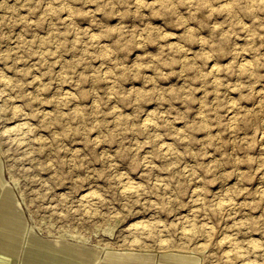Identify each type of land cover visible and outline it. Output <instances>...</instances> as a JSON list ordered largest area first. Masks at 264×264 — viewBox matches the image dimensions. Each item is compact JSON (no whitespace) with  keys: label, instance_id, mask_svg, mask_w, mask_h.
<instances>
[{"label":"rangeland","instance_id":"1","mask_svg":"<svg viewBox=\"0 0 264 264\" xmlns=\"http://www.w3.org/2000/svg\"><path fill=\"white\" fill-rule=\"evenodd\" d=\"M0 76L5 264H264V0H0Z\"/></svg>","mask_w":264,"mask_h":264},{"label":"bare ground","instance_id":"2","mask_svg":"<svg viewBox=\"0 0 264 264\" xmlns=\"http://www.w3.org/2000/svg\"><path fill=\"white\" fill-rule=\"evenodd\" d=\"M223 1V0H222ZM224 3V2H223ZM229 3V2H228ZM231 3H232V1H231ZM230 3V4H231ZM209 5V4H208ZM211 5V4H210ZM226 5V4H225ZM222 7H223V4H222ZM226 7V6H225ZM228 7V6H227ZM209 9V8H208ZM211 9V10H210ZM209 10V13L212 11V9L213 8H210ZM224 9V8H223ZM235 8L233 7V10H234ZM206 10V9H205ZM225 10V9H224ZM229 10V9H228ZM207 11V10H206ZM229 12V11H228ZM225 13H226V11H225ZM233 13V12H232ZM227 14V13H226ZM234 14V13H233ZM231 16V15H230ZM244 26V25H243ZM243 60V59H242ZM246 60V59H245ZM244 61V60H243ZM215 63V62H214ZM239 64V63H238ZM237 64V65H238ZM215 65V64H214ZM248 65L249 64H247V67H248ZM245 66V65H244ZM212 67H214V66H212ZM215 68H213V69H211L212 70V72H214L213 70H214ZM217 69V68H216ZM215 69V70H216ZM247 69V68H246ZM4 76H6V75H4ZM8 77V76H7ZM0 78H1V76H0ZM5 80V79H4ZM4 80H2L1 81V79H0V82H2L3 83V81ZM9 80V79H8ZM7 80V81H8ZM5 82V81H4ZM5 83H7V82H5ZM8 84H9V82H8ZM3 85V84H2ZM7 85V84H6ZM5 86V85H4ZM3 86V87H4ZM117 112V111H116ZM203 111H202V109H201V111H200V114L202 113ZM199 114V113H198ZM119 116V115H118ZM203 116V115H202ZM205 116V115H204ZM204 116H203V118H204ZM232 118H233V116H232ZM146 120V119H145ZM202 120V119H201ZM205 120V119H204ZM232 120V119H231ZM235 120V119H234ZM144 121V120H143ZM146 121H148V123H151L149 120H148V118H147V120ZM203 121V120H202ZM28 123V122H27ZM147 123V122H146ZM205 123V122H204ZM20 124V123H19ZM23 125H24V123H23ZM148 126H149V124H147ZM13 126H15V124H13ZM12 126V127H13ZM19 126V128L21 127V125H18ZM18 128V129H19ZM27 128V127H26ZM10 129H14V128H10ZM23 129V128H22ZM12 131H14V130H11V132ZM21 131V130H20ZM23 131V130H22ZM27 131V130H26ZM15 132H17V130L15 131ZM14 132V133H15ZM9 133V132H8ZM18 134H19V132H17ZM16 133V134H17ZM24 133V132H23ZM20 135V134H19ZM24 135V134H23ZM23 137V136H22ZM16 138V137H15ZM17 140V139H16ZM163 143V142H162ZM161 145V144H160ZM163 146V145H162ZM164 146H166V144L164 145ZM160 147V146H159ZM167 147V146H166ZM170 147V146H169ZM171 151H173L172 149H171ZM166 152V151H165ZM167 153V152H166ZM172 153V152H171ZM170 153V154H171ZM124 178V177H123ZM120 180H121V177H120ZM127 179H125V181H126ZM124 181V182H125ZM125 185V184H124ZM126 185H127V183H126ZM132 186H129V189L131 188ZM133 188H134V186H133ZM137 188V187H136ZM125 189V188H124ZM127 190H128V188H126ZM261 189V188H260ZM123 190V189H122ZM131 191V190H130ZM132 191H134V189L132 190ZM135 191H136V189H135ZM134 191V192H135ZM198 191V190H197ZM197 191H195V192H197ZM261 191V190H260ZM125 192H126V190H125ZM128 192V191H127ZM199 192H200V190H199ZM194 193V192H193ZM202 193V192H201ZM201 193H200V195H201ZM87 194V193H86ZM197 195H199V193H197ZM86 196V195H85ZM88 196V195H87ZM196 196V195H195ZM89 197L91 198L92 196L91 195H89ZM88 197V198H89ZM227 197V196H226ZM193 198H194V196H193ZM224 198V197H223ZM92 199V198H91ZM199 199V198H198ZM89 201H90V199H89ZM216 201V200H215ZM232 201V200H231ZM234 201V200H233ZM84 202V201H83ZM221 202H223V200L221 201ZM224 202H225V200H224ZM85 203V202H84ZM220 203V202H219ZM227 203H228V201H227ZM226 203V204H227ZM215 204V203H214ZM232 204V203H231ZM230 204V205H231ZM8 202H5V201H3V203H2V205H1V209H0V225L1 226H3V225H10L11 223H10V217L8 216V212H7V209H8ZM216 205V204H215ZM218 205V204H217ZM220 205V204H219ZM221 205H223V204H221ZM225 205V204H224ZM235 205V204H234ZM227 206V205H226ZM225 207V206H224ZM238 207H240V205L238 206ZM221 208H222V206H221ZM229 208V207H228ZM215 209H218V208H215ZM226 209V208H225ZM231 209H232V207H231ZM219 210V209H218ZM223 210V209H222ZM222 210H220V212L222 211ZM233 211V210H232ZM191 215V214H190ZM192 215H193V213H192ZM9 217V218H8ZM232 217H234V216H232ZM190 219H191V217H189ZM188 218V219H189ZM228 218H230V216H228ZM9 219V220H8ZM11 219H13L14 220V218H11ZM231 219V218H230ZM234 220H235V218H233ZM237 219H239V218H237ZM8 220V221H7ZM239 220H241V219H239ZM141 221V220H140ZM143 222V221H142ZM237 222V221H236ZM240 222V221H239ZM137 223H139V222H137ZM146 223V222H145ZM149 223V222H148ZM190 223H191V220H190ZM241 223V222H240ZM144 224V223H143ZM154 224V223H153ZM234 224H235V222H234ZM134 225H135V223H134ZM148 225V224H147ZM187 226H188V224H186ZM189 225H191V224H189ZM201 225H202V223H201ZM201 225H200V227H201ZM207 225V224H206ZM205 225V223H204V227L206 226ZM209 225V224H208ZM136 226V225H135ZM146 226V225H145ZM238 226H240L239 225V223H238ZM141 227H143V225L141 226ZM153 227H155V226H153ZM191 228H192V226H190ZM207 227V226H206ZM212 226H210V228H211ZM138 226H137V230H138ZM143 228H145V230L147 231V228H149V227H143ZM151 228V227H150ZM184 229V228H183ZM193 229V228H192ZM144 230V229H143ZM203 231H205L204 230V228L202 229ZM208 230H209V228H208ZM132 231V230H131ZM130 231V232H131ZM134 231H135V229H134ZM137 232H139V231H137ZM141 232V231H140ZM144 232V231H143ZM149 232V231H148ZM153 232V231H152ZM189 232V231H188ZM211 232V231H210ZM210 232H208V233H210ZM182 233V232H181ZM187 233V232H186ZM186 233H185V235H186ZM190 233V232H189ZM206 233V232H205ZM1 234V233H0ZM184 234V233H183ZM135 235V234H134ZM137 235V234H136ZM227 235V234H226ZM230 235H231V233H230ZM233 235V234H232ZM234 236V235H233ZM14 239V237H10V236H7V235H5V234H1L0 235V264H5V258H6V256L5 255H9V253H7L8 251H10L9 249H10V247H9V245L7 244V241L6 240H8V239ZM223 238H224V236H223ZM228 238H230L229 237V234H228ZM225 239V238H224ZM235 239H237V238H235ZM238 240V239H237ZM252 240V239H251ZM222 241V243L223 242H225V241H223V240H221ZM228 242H229V240H227ZM231 241V240H230ZM233 241V240H232ZM235 241V240H234ZM250 241V240H249ZM218 242V241H217ZM254 242V241H253ZM231 243V242H230ZM234 243V242H233ZM238 243V242H237ZM236 243V244H237ZM249 243V242H248ZM220 244V243H219ZM242 244V243H241ZM253 245H254V243H253ZM255 245H256V243H255ZM226 246V245H225ZM228 246V245H227ZM226 246V247H227ZM232 246H234V245H232ZM240 246V245H239ZM218 247V246H217ZM219 247H220V245H219ZM230 247V246H229ZM245 247V246H244ZM248 247V246H247ZM228 248V247H227ZM250 247H248V249H249ZM252 248H254L255 250H257L258 248H257V246H256V248L255 247H252ZM60 249H61V247H60ZM63 249H65V248H63ZM66 251H68L70 254H72V253H74L73 254V256L72 257H78V258H83L84 256H86V255H88L86 252H85V250H83V249H81V248H72V246H67L66 247ZM229 249V248H228ZM233 249V248H232ZM246 249V248H245ZM222 250V249H221ZM231 250V249H230ZM236 250V249H235ZM250 250V249H249ZM260 250V249H259ZM57 251V250H56ZM234 251V250H233ZM239 252V250H236V252ZM247 251V250H246ZM263 250H261V252H262ZM46 252V251H45ZM220 252H222L223 253V251H220ZM227 252V251H226ZM229 252V251H228ZM255 252V251H254ZM230 253V255H231V252H229ZM235 253V252H234ZM246 253V252H245ZM250 253H251V250H250ZM252 253H253V251H252ZM256 253V252H255ZM224 254V253H223ZM237 254H239V253H237ZM234 255V254H233ZM241 255H242V253H241ZM248 255H250V254H248ZM247 255V256H248ZM254 255V254H253ZM256 255H257V253H256ZM255 255V256H256ZM263 255V254H262ZM53 256V255H52ZM226 256V255H225ZM235 256V255H234ZM243 256V255H242ZM241 256V257H242ZM246 256V255H245ZM259 256V255H258ZM55 257V256H54ZM66 257V256H65ZM110 257H111V259H113V260H116V261H119V260H123L122 259V256L121 255H119V254H116V253H111L110 254ZM183 257V256H182ZM227 257V256H226ZM228 257H229V254H228ZM238 257V256H237ZM249 257H252L251 255L249 256ZM240 258V257H239ZM262 258H264V257H262ZM49 259H50V256H49ZM51 259H52V257H51ZM50 259V260H51ZM185 259H186V257H185ZM188 259V258H187ZM232 259H235V258H233L232 257ZM244 258H242V260H243ZM248 259V258H247ZM253 259V258H252ZM224 260V259H223ZM228 261H229V259H227ZM236 260V259H235ZM241 260V261H242ZM257 260V259H256ZM260 260H263V259H260ZM24 261H26V260H24ZM227 261V262H228ZM237 261H239L238 259H237ZM244 261V260H243ZM255 261V260H254ZM71 262H73V261H71L70 260V262H69V260H68V258L66 257L65 259H63V258H59V259H55V261L54 262H51V261H47V262H44V263H42V264H69V263H71ZM194 262H195V260H194ZM230 262H232V260L230 261ZM230 262H228L229 264H235V263H230ZM234 262H236V261H234ZM244 262H246V261H244ZM258 262H259V259H258ZM262 262V261H261ZM29 263V262H28ZM264 263V262H263ZM30 264V263H29ZM32 264V263H31ZM240 264V263H239ZM247 264V263H246ZM255 264V263H254ZM260 264V263H259Z\"/></svg>","mask_w":264,"mask_h":264}]
</instances>
